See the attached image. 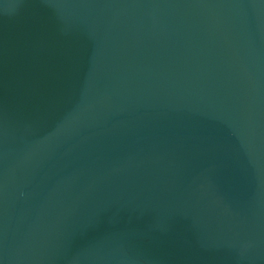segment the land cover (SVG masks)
Listing matches in <instances>:
<instances>
[{"label":"water","instance_id":"obj_1","mask_svg":"<svg viewBox=\"0 0 264 264\" xmlns=\"http://www.w3.org/2000/svg\"><path fill=\"white\" fill-rule=\"evenodd\" d=\"M0 264H264V0H0Z\"/></svg>","mask_w":264,"mask_h":264}]
</instances>
